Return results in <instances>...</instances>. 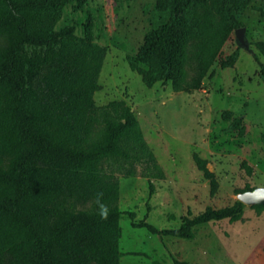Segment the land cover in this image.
Here are the masks:
<instances>
[{"label": "trees", "instance_id": "trees-1", "mask_svg": "<svg viewBox=\"0 0 264 264\" xmlns=\"http://www.w3.org/2000/svg\"><path fill=\"white\" fill-rule=\"evenodd\" d=\"M247 1L157 0L167 22L146 36L131 68L149 86L164 81L177 93L200 89L229 36L228 23L241 25L235 14ZM86 4L0 0V264H121L120 184L103 164L116 165L125 178H147L150 197L153 181L166 178L131 106L123 100L96 105L107 48L94 40L91 15L82 36L74 26L55 30L49 24L54 12L69 5L84 10ZM235 62L234 55L222 67ZM239 124L236 119L232 127L243 136ZM194 162L215 194V174L199 155ZM245 207L238 200L188 214L176 229L160 230L146 218L127 215L132 227L162 240H193L198 226L240 221Z\"/></svg>", "mask_w": 264, "mask_h": 264}, {"label": "rangeland", "instance_id": "rangeland-1", "mask_svg": "<svg viewBox=\"0 0 264 264\" xmlns=\"http://www.w3.org/2000/svg\"><path fill=\"white\" fill-rule=\"evenodd\" d=\"M156 3L87 0L84 10L69 5L51 14L49 21L55 30L74 26L82 36L91 15L94 40L107 48L99 79L101 90L94 96L96 105L123 100L131 106L166 175L165 180L153 181L156 191L150 197L147 178H125L116 165L103 164L115 172L120 184L119 207L124 213L121 264H173L171 254L188 264H264V209L246 206L240 221L198 226L193 240H162L131 225L127 212L134 213L136 221L146 218L160 230L176 229L188 214L193 217L207 208L232 206L241 192L264 188V0H248L236 12L241 25L228 23L226 42L201 88L191 94L175 92L171 82L157 81L149 86L130 66L146 36L167 22L166 13ZM240 28L245 30V45L238 39ZM234 55L235 64L224 69L222 63ZM236 119L239 127H245L243 136L232 127ZM195 154L215 174V194L198 170ZM140 170L137 166L136 171Z\"/></svg>", "mask_w": 264, "mask_h": 264}, {"label": "water", "instance_id": "water-1", "mask_svg": "<svg viewBox=\"0 0 264 264\" xmlns=\"http://www.w3.org/2000/svg\"><path fill=\"white\" fill-rule=\"evenodd\" d=\"M244 28L237 30L239 41L245 45ZM238 200L246 206L264 205V188H256L254 190L246 191L238 195Z\"/></svg>", "mask_w": 264, "mask_h": 264}, {"label": "clouds", "instance_id": "clouds-1", "mask_svg": "<svg viewBox=\"0 0 264 264\" xmlns=\"http://www.w3.org/2000/svg\"><path fill=\"white\" fill-rule=\"evenodd\" d=\"M108 215V209L103 204L100 205V216L104 219L107 218Z\"/></svg>", "mask_w": 264, "mask_h": 264}, {"label": "crops", "instance_id": "crops-1", "mask_svg": "<svg viewBox=\"0 0 264 264\" xmlns=\"http://www.w3.org/2000/svg\"><path fill=\"white\" fill-rule=\"evenodd\" d=\"M246 263V262H245ZM242 264H244V263H242Z\"/></svg>", "mask_w": 264, "mask_h": 264}]
</instances>
